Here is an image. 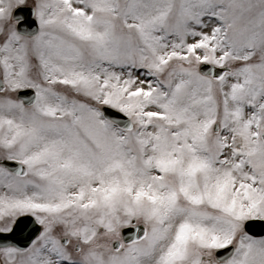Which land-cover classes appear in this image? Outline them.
Listing matches in <instances>:
<instances>
[{"label":"snow or ice","instance_id":"obj_1","mask_svg":"<svg viewBox=\"0 0 264 264\" xmlns=\"http://www.w3.org/2000/svg\"><path fill=\"white\" fill-rule=\"evenodd\" d=\"M0 264H264V0H0Z\"/></svg>","mask_w":264,"mask_h":264}]
</instances>
